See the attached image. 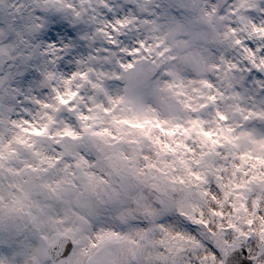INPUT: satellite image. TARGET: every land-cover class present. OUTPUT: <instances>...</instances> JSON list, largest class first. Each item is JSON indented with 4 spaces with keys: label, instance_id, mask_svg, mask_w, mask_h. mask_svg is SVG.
I'll use <instances>...</instances> for the list:
<instances>
[{
    "label": "clouds",
    "instance_id": "1",
    "mask_svg": "<svg viewBox=\"0 0 264 264\" xmlns=\"http://www.w3.org/2000/svg\"><path fill=\"white\" fill-rule=\"evenodd\" d=\"M0 264H264V0H0Z\"/></svg>",
    "mask_w": 264,
    "mask_h": 264
}]
</instances>
